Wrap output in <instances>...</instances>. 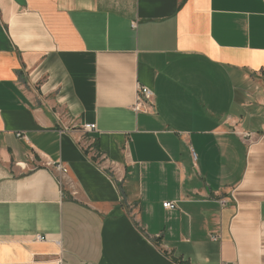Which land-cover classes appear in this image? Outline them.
I'll use <instances>...</instances> for the list:
<instances>
[{"label":"crops","instance_id":"crops-1","mask_svg":"<svg viewBox=\"0 0 264 264\" xmlns=\"http://www.w3.org/2000/svg\"><path fill=\"white\" fill-rule=\"evenodd\" d=\"M0 264H264V0H0Z\"/></svg>","mask_w":264,"mask_h":264},{"label":"built area","instance_id":"built-area-1","mask_svg":"<svg viewBox=\"0 0 264 264\" xmlns=\"http://www.w3.org/2000/svg\"><path fill=\"white\" fill-rule=\"evenodd\" d=\"M153 106V92L146 86L138 85L136 88V96L135 101L132 105V109L135 112H149L151 107ZM82 129L84 131H92L95 129L94 123H86L83 125ZM241 136L249 137V133H240ZM18 136H21L18 133ZM192 158L195 159V153L191 150ZM51 166L55 168L56 171L59 172L61 176H64L67 173V168L61 162H52ZM63 178V177H62ZM223 202V201H221ZM163 207L167 209H173L176 207L174 202L165 201L163 202ZM42 240V238H39Z\"/></svg>","mask_w":264,"mask_h":264},{"label":"rangeland","instance_id":"rangeland-1","mask_svg":"<svg viewBox=\"0 0 264 264\" xmlns=\"http://www.w3.org/2000/svg\"><path fill=\"white\" fill-rule=\"evenodd\" d=\"M56 163H57V162H56ZM51 164H52V163H50L49 165L51 166ZM52 167H53V166H52ZM53 168H54V167H53ZM54 170H55V168H54ZM55 171H56V170H55ZM56 172L59 174V172H58V171H56ZM59 175H60V174H59Z\"/></svg>","mask_w":264,"mask_h":264}]
</instances>
